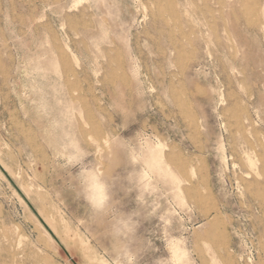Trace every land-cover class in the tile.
Instances as JSON below:
<instances>
[{
	"label": "rangeland",
	"instance_id": "374dc122",
	"mask_svg": "<svg viewBox=\"0 0 264 264\" xmlns=\"http://www.w3.org/2000/svg\"><path fill=\"white\" fill-rule=\"evenodd\" d=\"M0 264H264V0H0Z\"/></svg>",
	"mask_w": 264,
	"mask_h": 264
},
{
	"label": "clouds",
	"instance_id": "9594fccd",
	"mask_svg": "<svg viewBox=\"0 0 264 264\" xmlns=\"http://www.w3.org/2000/svg\"><path fill=\"white\" fill-rule=\"evenodd\" d=\"M138 224L134 225V229L138 228ZM117 244H116V251L118 255L123 256L127 254V249L130 244V235L125 236L124 239H120L119 234L117 233Z\"/></svg>",
	"mask_w": 264,
	"mask_h": 264
},
{
	"label": "bare ground",
	"instance_id": "6f19581e",
	"mask_svg": "<svg viewBox=\"0 0 264 264\" xmlns=\"http://www.w3.org/2000/svg\"><path fill=\"white\" fill-rule=\"evenodd\" d=\"M212 230V229H211Z\"/></svg>",
	"mask_w": 264,
	"mask_h": 264
}]
</instances>
